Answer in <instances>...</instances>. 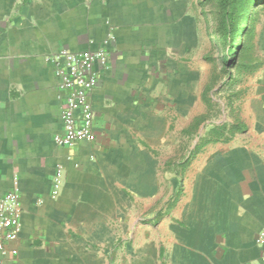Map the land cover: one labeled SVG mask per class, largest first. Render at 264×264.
I'll return each instance as SVG.
<instances>
[{"label": "crops", "instance_id": "0c3cea01", "mask_svg": "<svg viewBox=\"0 0 264 264\" xmlns=\"http://www.w3.org/2000/svg\"><path fill=\"white\" fill-rule=\"evenodd\" d=\"M197 4L0 0V200L17 190L23 207L0 264H264V58L239 122L195 138ZM63 49L108 55L94 141L72 147L54 139Z\"/></svg>", "mask_w": 264, "mask_h": 264}, {"label": "rangeland", "instance_id": "374dc122", "mask_svg": "<svg viewBox=\"0 0 264 264\" xmlns=\"http://www.w3.org/2000/svg\"><path fill=\"white\" fill-rule=\"evenodd\" d=\"M261 3L257 12L253 14L251 35L247 36L245 41L239 38V33L247 18L239 22L237 39H240L238 49L240 52L235 56L228 54L230 46L225 45L223 39L212 34V22L209 20L212 3L198 0L199 92L203 95L206 93L209 101L206 115L208 122L195 136L199 140L202 139L201 135L208 133L205 128L209 130L212 125L225 123L230 126L239 122L242 105L249 101L248 97L254 87L250 84L248 74L264 58V1ZM205 101L203 102L206 105ZM202 121L200 119L199 124ZM229 133L231 134L232 131L230 130ZM204 139L206 138L202 140Z\"/></svg>", "mask_w": 264, "mask_h": 264}, {"label": "built area", "instance_id": "2783aa9c", "mask_svg": "<svg viewBox=\"0 0 264 264\" xmlns=\"http://www.w3.org/2000/svg\"><path fill=\"white\" fill-rule=\"evenodd\" d=\"M59 79L62 101V132L55 142L61 147H72L82 141H94L95 109L92 97L99 87L101 67L107 64L104 49L93 51L61 50L50 59ZM23 207L17 190L0 200V252L13 257L18 254ZM264 258V231L256 237Z\"/></svg>", "mask_w": 264, "mask_h": 264}, {"label": "trees", "instance_id": "16d2710c", "mask_svg": "<svg viewBox=\"0 0 264 264\" xmlns=\"http://www.w3.org/2000/svg\"><path fill=\"white\" fill-rule=\"evenodd\" d=\"M211 2L209 20L212 22V34L223 39L225 45L230 46L229 55H238L240 51V39L245 41L251 35V25L253 24V14L257 12L264 0H204ZM250 9V10H248ZM247 18L240 31V39H237V29L241 19ZM244 45V42H243ZM236 52V53H235ZM204 120V119H203ZM238 126V125H237ZM231 129L232 133L237 131ZM226 127H214L208 132L206 143L218 142L226 136Z\"/></svg>", "mask_w": 264, "mask_h": 264}]
</instances>
